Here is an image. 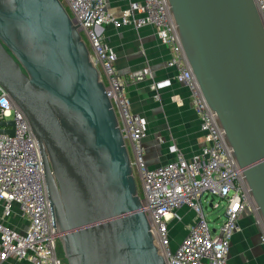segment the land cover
<instances>
[{
	"label": "water",
	"instance_id": "water-1",
	"mask_svg": "<svg viewBox=\"0 0 264 264\" xmlns=\"http://www.w3.org/2000/svg\"><path fill=\"white\" fill-rule=\"evenodd\" d=\"M165 3L264 231V31L254 4ZM0 86L36 142L63 264H164L99 74L58 0H0Z\"/></svg>",
	"mask_w": 264,
	"mask_h": 264
},
{
	"label": "built area",
	"instance_id": "built-area-1",
	"mask_svg": "<svg viewBox=\"0 0 264 264\" xmlns=\"http://www.w3.org/2000/svg\"><path fill=\"white\" fill-rule=\"evenodd\" d=\"M89 52L104 92L116 117L124 145L129 148L133 179L139 182L138 199L149 232L157 244L164 264H228L227 254L237 221L248 212L258 228L259 244L264 250V231L229 151L221 138L198 85L185 61L169 18L165 0L128 2L117 15L106 7V0H58ZM264 31V0H252ZM105 26L139 28L149 26L162 46L168 50L167 68L174 70L172 79L188 93L189 105L198 121L202 146L188 158L175 159L155 168H147L141 141L145 137V120L130 111L117 75L115 54L104 41ZM147 66L132 71V83L150 79ZM169 84L168 79L153 82L150 90ZM153 97H156L154 94ZM11 122V126L5 124ZM12 130V135L5 131ZM127 148V147H126ZM175 153L173 145L168 147ZM223 202L222 221L209 230L202 212L201 196ZM210 200L211 209L219 203ZM185 206L194 214L176 248L169 246L168 223L176 218L175 210ZM0 264H63L52 227L46 199L41 160L36 142L21 111L0 86Z\"/></svg>",
	"mask_w": 264,
	"mask_h": 264
},
{
	"label": "crops",
	"instance_id": "crops-1",
	"mask_svg": "<svg viewBox=\"0 0 264 264\" xmlns=\"http://www.w3.org/2000/svg\"><path fill=\"white\" fill-rule=\"evenodd\" d=\"M135 1L138 0H106V7L117 15L128 2ZM102 36L115 54L114 68L124 80L123 91L130 111L145 120L146 133L141 146L146 167L152 169L164 165L173 161L176 154L188 158L196 153L202 146L197 118L189 105L187 90L174 82V70L165 66L168 50L159 44L153 29L149 26L137 30L105 26ZM142 66L148 67L151 78L138 83L128 81V75ZM164 79H168L170 85L157 91L158 100H154L150 85ZM170 145L175 146V153L168 151ZM174 213L176 218L168 223L171 249L176 248L194 221L193 212L185 206ZM217 228L214 225L211 230ZM258 234L252 216L243 212L231 237L227 263L264 264V250L259 244Z\"/></svg>",
	"mask_w": 264,
	"mask_h": 264
},
{
	"label": "rangeland",
	"instance_id": "rangeland-1",
	"mask_svg": "<svg viewBox=\"0 0 264 264\" xmlns=\"http://www.w3.org/2000/svg\"><path fill=\"white\" fill-rule=\"evenodd\" d=\"M63 8L65 9V11L67 12L68 16H69V12L68 10L66 9L65 6H63ZM86 45V43H85ZM170 85V83L165 86V87H168ZM165 87H162V88H158L156 91H155V95L156 97H153L154 100H158V95H157V91H159L160 89H163ZM172 100V99H171ZM126 149H127V153L129 154V148L126 144ZM134 182H135V185H136V189H137V192L138 194L140 193L139 192V182L137 180V178H134ZM200 202H201V205H202V212L204 214V217H205V220L207 221L208 223V228L209 230L212 229V226H219V222L221 221V218H222V215H223V207H224V203L223 202H218L217 199L215 197H211L209 195H203L201 196L200 198ZM210 200H213V203L212 205L217 201L219 203V206L218 208H215V209H211L208 207L207 203L210 201Z\"/></svg>",
	"mask_w": 264,
	"mask_h": 264
}]
</instances>
